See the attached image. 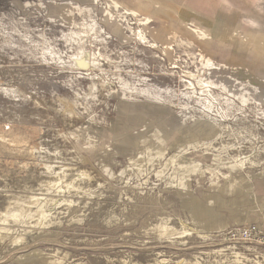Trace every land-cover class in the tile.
<instances>
[{
    "label": "rangeland",
    "instance_id": "rangeland-1",
    "mask_svg": "<svg viewBox=\"0 0 264 264\" xmlns=\"http://www.w3.org/2000/svg\"><path fill=\"white\" fill-rule=\"evenodd\" d=\"M225 4L230 39L200 41L167 0H0V264H264L228 239L264 236V0ZM86 23L87 70L63 38Z\"/></svg>",
    "mask_w": 264,
    "mask_h": 264
},
{
    "label": "crops",
    "instance_id": "crops-1",
    "mask_svg": "<svg viewBox=\"0 0 264 264\" xmlns=\"http://www.w3.org/2000/svg\"><path fill=\"white\" fill-rule=\"evenodd\" d=\"M167 2L175 10V18L179 31L180 28L189 29L200 41H224L226 38L230 39L232 34L231 24H226L225 20L232 15V9L226 7L225 0H167ZM151 17L154 16L151 15ZM146 20L149 21V17L144 20L147 25ZM157 34L160 35L161 33L159 32ZM155 41L161 45L165 44L158 41L157 38H155ZM165 45L169 46L168 44ZM213 65L215 70H209L210 73H214L213 71L219 70L220 68L219 65L214 63ZM190 129L193 130L191 131L193 133L199 135L201 133L198 131V125H194ZM199 135L196 136L197 139ZM208 135H212L211 130ZM237 181L236 178L230 179L229 187H237ZM258 189V191L252 194L254 197H258L261 192L264 193V183H259ZM191 206L193 207L191 208V215L195 223L203 225L209 222V220L203 221L204 218H202L204 217L203 215H209L206 209H202L197 202H193ZM203 227L207 228L204 225Z\"/></svg>",
    "mask_w": 264,
    "mask_h": 264
},
{
    "label": "bare ground",
    "instance_id": "bare-ground-1",
    "mask_svg": "<svg viewBox=\"0 0 264 264\" xmlns=\"http://www.w3.org/2000/svg\"><path fill=\"white\" fill-rule=\"evenodd\" d=\"M131 10H126L124 12L125 15H130ZM147 21V20H146ZM92 23V22H91ZM139 23V22H138ZM146 23L143 22V25L141 26H145ZM111 30L112 32H110L111 35H117L120 38H124V39H128L130 35H132L134 37L135 40L138 41L139 44L143 45L146 48L149 49H154V50H158L161 49L164 52H167L170 50V47L167 45H161L159 43H157L155 41V38H149L146 35L145 30H143V28L141 27H137V28H131L129 25H127L125 28H122L120 25H117L116 23H111ZM93 31L94 33L97 32V34L103 33L104 37H106V35L108 36L109 34L105 33V31L97 26L96 24L90 25V24H83L82 25V30L81 31H70L69 33L63 35L64 40L67 43H71V48L73 49V54H72V59H71V64L80 68V67H85V69L87 70L88 66L90 67L94 65V62H96V55H101V52L98 51L97 49H95L92 46H86V42L88 39V35L90 31ZM126 30L129 32V35L126 34ZM131 36V37H132ZM105 41V40H104ZM91 42V41H90ZM106 42V41H105ZM108 42V41H107ZM93 44V43H92ZM102 48V47H101ZM136 49V48H135ZM138 51V50H137ZM69 53V52H68ZM139 54V53H138ZM158 56V55H157ZM103 58V57H102ZM100 59V58H99ZM160 60H162V58H160ZM107 62V61H106ZM137 63V62H136ZM70 64V63H69ZM99 65L101 63H98ZM143 64V63H142ZM71 66V65H70ZM97 66V65H96ZM69 67V66H68ZM101 67V66H100ZM99 67V68H100ZM207 67L209 68V70L214 69L215 67L213 65V63H206V69ZM71 69V68H70ZM74 69V68H73ZM104 73V72H103ZM187 73V72H186ZM102 74V73H101ZM200 74V73H199ZM186 75V74H185ZM91 78V77H90ZM93 79V78H92ZM110 80V79H109ZM102 81V79H101ZM120 81V79L118 80ZM100 83V82H99ZM118 83V82H117ZM190 83V82H189ZM122 84V83H121ZM187 86V85H186ZM120 87V86H119ZM123 88V87H122ZM121 89V88H120ZM131 91V89L129 90ZM163 99V98H162ZM169 101V100H168ZM173 102V101H172ZM171 103V102H170ZM168 104V103H167ZM1 138V136H0ZM195 148V147H193ZM240 167H242V164L240 165ZM48 170L49 167H47ZM86 176H88V174H85ZM69 185V184H68ZM31 212V211H30ZM30 212H27L25 210L20 211L19 213L16 214H11L12 219L14 220H19L24 218V215H29ZM10 215V213H8ZM6 213V215H8ZM30 216V215H29ZM9 217V216H8ZM192 228V227H191ZM186 229V228H185ZM189 231V230H188ZM188 233V232H187ZM185 234V233H184ZM189 234V233H188Z\"/></svg>",
    "mask_w": 264,
    "mask_h": 264
},
{
    "label": "built area",
    "instance_id": "built-area-1",
    "mask_svg": "<svg viewBox=\"0 0 264 264\" xmlns=\"http://www.w3.org/2000/svg\"><path fill=\"white\" fill-rule=\"evenodd\" d=\"M228 239L237 243L250 242L253 239H258L260 242H264V236L260 235L254 226H247L239 228L228 234Z\"/></svg>",
    "mask_w": 264,
    "mask_h": 264
}]
</instances>
